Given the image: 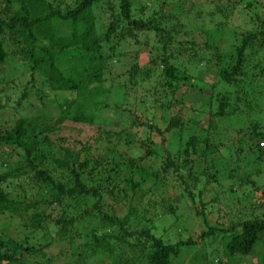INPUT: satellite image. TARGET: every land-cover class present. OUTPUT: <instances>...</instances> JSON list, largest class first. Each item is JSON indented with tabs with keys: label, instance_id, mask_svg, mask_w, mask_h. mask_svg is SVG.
Listing matches in <instances>:
<instances>
[{
	"label": "trees",
	"instance_id": "trees-1",
	"mask_svg": "<svg viewBox=\"0 0 264 264\" xmlns=\"http://www.w3.org/2000/svg\"><path fill=\"white\" fill-rule=\"evenodd\" d=\"M111 2L115 3L114 7L110 6ZM208 3L214 8V1L209 0ZM196 4L203 5L200 2L193 5ZM100 5L111 12L115 8L118 14L111 13L97 35L96 9ZM138 8L141 13L147 5ZM163 9L164 12L172 10ZM135 11L131 0H0V167L10 163L7 170L0 169V214L8 212L13 217H21L30 212L22 228L25 237L31 236V247L27 241H10L6 235L0 236V264H41L38 261L48 264L50 259H46L43 252L54 243L64 242L78 259L84 256L81 253L111 250L109 242L115 237L109 234V227L118 226L124 230L127 218L134 219L139 215L136 206L145 198L142 186L146 185V181L152 179L151 183L155 185L160 177L165 179L168 170L179 173L181 169H188L196 182L202 180L205 173L199 175V180L194 177L195 172H191V157L196 144L200 141L207 143L206 139L198 140V137L192 136L182 149L174 154L165 153L163 168L157 173L145 165L146 158H153L150 147L145 149L144 156L132 159L128 154L131 144L122 139L124 129L113 128V124L100 117L103 111L113 117L117 111L109 112L104 103L113 87L105 86L106 76L124 79L119 87L114 86L121 94L127 84H136V78L143 81L149 79L153 65L162 67L164 88L170 92L175 89H171L169 81L179 80L181 85L186 82L184 77L176 76L177 69L169 61L171 53L176 51L172 46L180 28L178 17L184 16L181 6L174 14H164L160 7V10H152L148 17L141 20L137 18L141 17L137 13L135 15L138 16L133 17ZM211 11L212 15L222 13L217 6ZM200 12L203 11L195 10L193 18H197ZM162 22H171L173 26L168 30L162 29ZM137 30L153 32L158 45L155 49L168 51L169 54L157 56L158 60H155L150 49L144 45L135 58L144 54L146 63L138 66L133 62L126 68L124 60L128 54L124 52V41L134 39ZM236 40L240 41L239 46L232 48L233 53L229 51L230 54L225 55L230 60L226 69L216 75L224 90L237 86L234 77L242 75L239 67L245 49L263 47L264 19L257 23L255 30L239 34ZM189 44L191 47L192 43ZM185 51L180 48L179 56ZM7 57L14 62L17 71V77L9 76L10 80L4 76L9 70V65L5 63ZM199 61V58L191 59L189 64L193 62L192 66L196 67L200 65ZM9 86L13 87L12 90L5 92ZM15 89H19L20 94L17 95ZM28 92L30 95H27ZM218 98L220 103L214 117H221L227 107L226 97ZM256 125L252 127L253 133L246 138L249 145L264 141V133L254 132L258 130ZM92 126H96L95 132L79 140H69L65 134L69 129L80 132V128L89 130ZM181 126V118L172 116L164 132L180 130ZM67 139L70 142H66ZM210 148L207 144V149ZM214 150L215 147L211 152ZM262 155L259 150V156ZM12 157L13 162H6ZM231 174L227 175L229 179ZM211 176L205 174V185L217 184L216 177ZM243 183L253 184L248 176ZM199 193L198 197H201ZM260 195L261 201L254 203V207L260 210L259 215L251 212L245 216L237 210L239 217L236 216L224 229L210 227L200 239L221 233L225 239L222 246L225 258L232 260L248 256L264 234V192ZM133 196H137L138 202L135 206H128L125 219H117L113 210L104 207V201L131 199ZM207 203L204 206H208ZM32 206L41 212L33 211ZM41 206L49 208L55 218L50 220ZM165 208L162 201H154L151 218ZM169 212L172 214L171 210ZM199 214L202 216L201 212H196V216ZM99 227H105V230ZM53 230L54 234H51ZM37 233L42 236L44 244L39 245L35 253L32 248L37 247L38 238L33 236ZM149 234L148 229L131 232L125 227V239L122 238L120 243L135 237L141 246L148 244L151 251L145 256V264H170L178 258L181 242L165 244ZM103 244H106L105 248ZM183 244L193 246L189 241ZM33 257L38 261L35 262ZM123 263L129 264L128 259Z\"/></svg>",
	"mask_w": 264,
	"mask_h": 264
},
{
	"label": "rangeland",
	"instance_id": "rangeland-1",
	"mask_svg": "<svg viewBox=\"0 0 264 264\" xmlns=\"http://www.w3.org/2000/svg\"><path fill=\"white\" fill-rule=\"evenodd\" d=\"M211 1H214V8L217 6L222 13L212 15L211 10L214 8L213 4L208 3L209 0H131L136 9L133 17L141 15L137 17L139 20L148 17L152 10L158 8L160 10V7L164 14L166 11L164 12L163 7L172 9L166 14H174L181 6L184 16L178 17L180 28L177 29L178 34L172 46L176 51L171 53L172 57L169 61L177 69L176 76L184 77L186 82L185 85H181L179 80L169 81L171 89H175L170 92L164 88L162 67L153 65L149 79L143 81L136 78V84L134 86L127 84L125 92L121 94L114 86L119 87L124 79H113L114 75L106 76L104 84L113 86L112 92L116 96L111 93V88L104 103L110 109L109 112L115 109L117 111L114 117L112 114L108 115L106 111H103L100 117L113 124V128L124 129L125 135L123 134L122 139L131 144L128 154L132 159L138 160L144 156L145 149L150 147L149 151H153V158L151 160L146 158L145 165L157 173L163 168L165 153L174 154L178 149H182L183 144L192 136L198 137V140L206 139L207 143L200 141L194 148L191 172L194 171L196 174L192 175L199 180L201 173L211 174V177H216L217 184L205 185L203 181L205 174L201 181L196 182L193 177L191 178L188 169H181L179 173L168 170L165 179L159 176L160 181L157 184L151 183L152 179L146 181V185L143 184L145 198L136 206L139 215L134 219L127 218L124 230H120L118 226L109 227V234L115 237L109 242L111 250L103 253H81L84 256L78 259L64 242L54 243L50 245L51 248L43 252L45 258L50 259L48 264H81V262L124 264L126 258L129 264H145V256L151 251L149 245L141 246L135 237L127 238L126 242L121 244V239H125V227L131 232H137L141 228L148 229L149 235L160 238L165 244L173 245L181 242L179 256L170 264H261L264 261V234L260 237L261 241L252 247L248 256H238L239 258L232 260L222 254L225 239L221 233H215L212 238L200 239L201 234L210 227L224 229L238 216L237 210L245 213V216H249L251 212L253 215H259L260 210L254 207V203L261 201L260 194L264 192V141H260L257 145L255 143L249 145L246 141L248 134L253 133L252 127L255 124L258 130L254 132L264 133V45L262 48L245 49L244 59L239 67L243 76L239 74L237 78L234 77L238 83L235 89L231 86L224 90L216 76L222 69H226L230 61L228 55H225L229 51L233 53L232 48L239 46L240 41L236 40L238 35L255 30L257 23L264 19V0ZM197 2L203 3L204 6L193 5ZM144 5H147V8L140 13L138 7ZM110 6L114 7L115 3L111 2ZM199 9L203 12H200L197 18H193L195 10ZM112 11H107L103 5L97 6L95 25L97 35L100 27L108 22L109 15L118 14L115 8ZM136 13L138 15H135ZM172 26L171 22L161 24V28H166L165 30ZM189 43H192L191 47ZM124 44V52L128 54L127 59L124 60L126 68L133 62L138 66L146 63L147 57L140 54L142 52H139L137 59L135 58L137 56L135 54L145 46L150 49L155 60H158L157 56L169 54L168 51L155 49L158 46L156 38L153 32L149 31L137 30L134 39L126 40ZM180 48L186 51L179 56ZM195 58L200 60V65L196 67L192 66L193 62L189 64V61ZM232 58L233 56L231 60ZM5 61L9 65L7 66L9 70L4 74L5 78L10 80L9 76L17 77L14 62L8 57ZM9 87L5 92L12 90L13 87ZM15 91L17 95L20 94L19 89ZM28 94L30 95L29 92ZM220 96L226 97L227 107L221 117H214ZM172 116L181 118V129L165 133V126ZM208 123L209 127L206 130ZM74 128L65 133L72 141L84 138L86 134L92 135L96 126L89 127V130L80 128V132ZM69 140L67 139L66 142H70ZM207 144L211 146L210 150L207 149ZM213 147L216 151L212 153ZM123 148L126 150L125 147ZM259 150L263 152L261 157ZM13 160L14 157L7 159L6 162ZM9 165L10 163L0 169L5 171ZM228 173H232L231 179L227 177ZM247 176L253 184L243 183ZM211 177L207 179L208 183ZM198 192L201 193H199L201 197H198ZM136 197L104 201V207L113 210L117 219L122 220L125 219L123 217L127 213L128 206L137 204ZM154 201H162L166 208L163 212H157L155 216L153 214L151 218V206ZM209 201L214 202L209 204L207 203ZM205 203L209 205L204 206ZM249 205L251 206L248 210ZM35 206H32L33 211L41 212L36 210ZM42 208L43 213L50 220L55 218L49 208ZM196 212H201L202 216L200 214L196 216ZM29 213L26 212L21 217H13L8 212L4 215L0 214V236L6 235L10 241L18 240L22 243L27 241L31 247V236L25 237L22 228V223ZM99 229L104 231L105 227ZM51 234H54V230ZM33 237L38 238L37 247L32 248L36 253L39 245L44 244V240L39 233ZM187 241L193 246L183 244ZM103 245L105 248L106 244ZM33 258L35 262L38 261V258ZM38 262L44 264L43 261Z\"/></svg>",
	"mask_w": 264,
	"mask_h": 264
}]
</instances>
